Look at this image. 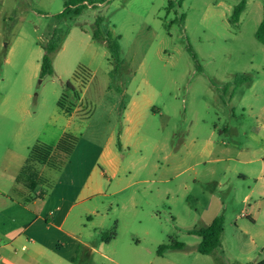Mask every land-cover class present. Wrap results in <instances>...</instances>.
Returning <instances> with one entry per match:
<instances>
[{
  "label": "rangeland",
  "instance_id": "obj_1",
  "mask_svg": "<svg viewBox=\"0 0 264 264\" xmlns=\"http://www.w3.org/2000/svg\"><path fill=\"white\" fill-rule=\"evenodd\" d=\"M241 2L245 10L234 22ZM263 17L264 0H0L6 59L0 153L10 143L24 163L35 145L77 139L70 155L56 153L25 170L41 180L32 194L33 218L56 207L63 213L65 200L75 203L67 228L98 252L67 237L62 246L51 227L38 232L52 244L50 256L63 264L264 260V44L257 39ZM56 29L62 33L54 73L42 76L44 49ZM109 37L119 42V60ZM144 94H155L162 114L146 117L129 147L118 134L109 144L123 119L112 105L122 109L135 95L141 107ZM13 126L21 127L18 135ZM105 146L121 159L116 176L101 165ZM216 157L225 161L213 162ZM0 180L6 191L17 185ZM0 201L1 246L6 203ZM219 215L225 218L220 246L201 255L193 231ZM174 241L184 250L159 257L160 246ZM27 252L19 248V257Z\"/></svg>",
  "mask_w": 264,
  "mask_h": 264
},
{
  "label": "crops",
  "instance_id": "obj_2",
  "mask_svg": "<svg viewBox=\"0 0 264 264\" xmlns=\"http://www.w3.org/2000/svg\"><path fill=\"white\" fill-rule=\"evenodd\" d=\"M3 49H4L3 44L0 43V65L5 64L6 61ZM0 80L4 82V79L0 78ZM145 83L146 84L148 83L147 80H145ZM127 90L128 88L124 89L123 95H126L128 93ZM154 95L155 94H152V96L145 94L142 95V99L146 100V103L141 107L138 106V102L140 101H138V96L135 95L130 96L127 105L122 107V109L118 108L117 103L112 105L111 110L114 111L118 110V113H120V116L123 119H122V127L119 133H116L114 128L111 129L108 137L109 144H111L114 141V139L116 138V134H118L117 137L119 144L122 147L123 146L129 147L136 139L139 131L141 130L142 125L144 124V119L146 117H149L150 115L155 116L157 113L162 114L161 108L155 106L156 99L154 98L156 97H154ZM3 99H4V94L2 93V91H0V101ZM68 114L70 115L74 114V110ZM20 129L21 127L17 129L15 126H13L11 130V134L15 135L17 131L16 135H18ZM2 144H3L2 145L3 148L0 153V176L7 179L9 182H12V180L14 179L17 185L16 186L11 185L12 187L10 186V191H6L2 187L3 184L2 185L0 184V198L3 199L6 203L4 206V209L6 210L4 216L5 220H3V227H4L3 233L5 235L6 241L3 245L0 246V264H36L33 263V261H36L37 264H63L57 255H54L52 257L49 255V253H47V251L49 252L52 251V249L50 248V245L52 244H48L47 240H44L38 233V232L43 233L45 231L47 232L48 230H50L51 227H55L61 233V235L58 236V242H61L63 244V245L61 244L62 246L64 245L66 246L69 244L67 242H63V240L67 237V239H72L73 241H75L77 243L76 245H83L85 249H89L92 252L97 253L98 251H96V247L91 246L88 243L81 242L78 238H76L75 233L67 228L68 219L75 206V203L73 202L70 203L67 200H65L63 202L64 205L63 208L65 210L63 213L62 211H59L61 210L59 209V207H56L55 211L47 209L46 212L34 213V218H33L32 194L33 191L36 190V188L34 190H30L24 184L17 181V177L19 176L21 170L25 166L27 159L23 163L20 157L18 156L17 152L11 147L10 143L3 142ZM99 159L102 161L101 165L104 166L105 170L110 168L111 171H114L113 176L117 175L119 171V167L121 165V159L119 158L118 152H114L110 150L109 146L108 148L107 146H105L101 155L99 156ZM222 160H224V158L221 157H216L212 159L213 162H221ZM190 167L193 168L192 166L186 167L185 169L176 167L174 168L173 173H175V176H179L180 173L186 171ZM103 172L105 173V171ZM239 177L248 178L247 175L245 174H242ZM85 187H86L85 185L82 186V190ZM42 193L46 195L47 192L43 191ZM0 202L4 204L2 201ZM86 217L88 218V221L93 222L92 215L88 214L86 215ZM217 217L218 216H216L215 218ZM215 218L212 219L210 224L213 222ZM34 227L37 228L33 230ZM103 245L104 244H101V247H103ZM19 248H21L22 251H28V252L23 256L19 257L18 254ZM172 251H181V250L168 249L162 252L161 254L158 253V255L159 257H162V259H166L165 255L167 253L169 254V252ZM208 255L210 254L204 256H208ZM105 258L107 257L105 256ZM109 260L114 263L113 261L114 259L110 258ZM165 261L166 264H175L174 262L168 259H166ZM257 263L258 262H256V264ZM70 264H75L74 259H72V263ZM148 264H163V263L158 261L155 262L154 260H151Z\"/></svg>",
  "mask_w": 264,
  "mask_h": 264
},
{
  "label": "trees",
  "instance_id": "obj_3",
  "mask_svg": "<svg viewBox=\"0 0 264 264\" xmlns=\"http://www.w3.org/2000/svg\"><path fill=\"white\" fill-rule=\"evenodd\" d=\"M244 9H245V2H241L238 6H236L233 13L234 22L239 21V18L242 12L244 11ZM65 12L66 11L60 14V16L63 17L65 15ZM61 33H62L61 30L56 29L54 31L53 36L48 41L44 49L45 54L41 62L42 76L52 75L54 73L52 58L53 55L59 49L60 40L57 38V36L60 35ZM94 36L100 37V34L98 32H95ZM257 39L264 44V17L257 32ZM106 42L112 57L119 60L120 59L119 42L113 39L112 37L107 38ZM194 58L196 59V55H194ZM59 106L61 107L62 110H66V112L68 113L70 112V109H66L61 101H59ZM76 142H77L76 137L65 135L59 140V142L55 147L42 145V144L35 145L34 147L31 148L27 158V162L23 167V169L21 170V173L17 177V181L24 184L30 190H34L41 180L37 179L35 175L31 173H27L25 171L27 167H29V163L36 162L39 164H45L48 162L50 157L54 156L56 153L70 155L75 148ZM224 229H225V219L223 215H220L217 218H215L210 225L203 227L199 230L193 231L194 235H197L201 238V241L197 246V250L199 251V253L207 255L212 253L215 249H217L220 245L221 236L224 233ZM184 248H185L184 244L180 242H173L169 245L160 246L158 252L159 254H161L162 252L168 249L182 250ZM74 262H76L75 259ZM257 264H264V260L258 262Z\"/></svg>",
  "mask_w": 264,
  "mask_h": 264
},
{
  "label": "built area",
  "instance_id": "obj_4",
  "mask_svg": "<svg viewBox=\"0 0 264 264\" xmlns=\"http://www.w3.org/2000/svg\"><path fill=\"white\" fill-rule=\"evenodd\" d=\"M57 214V213H56Z\"/></svg>",
  "mask_w": 264,
  "mask_h": 264
}]
</instances>
